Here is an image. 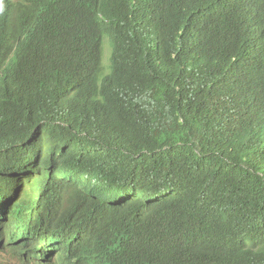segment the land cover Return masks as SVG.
<instances>
[{
    "label": "trees",
    "instance_id": "trees-1",
    "mask_svg": "<svg viewBox=\"0 0 264 264\" xmlns=\"http://www.w3.org/2000/svg\"><path fill=\"white\" fill-rule=\"evenodd\" d=\"M0 245L264 264V0H0Z\"/></svg>",
    "mask_w": 264,
    "mask_h": 264
},
{
    "label": "rangeland",
    "instance_id": "rangeland-1",
    "mask_svg": "<svg viewBox=\"0 0 264 264\" xmlns=\"http://www.w3.org/2000/svg\"><path fill=\"white\" fill-rule=\"evenodd\" d=\"M110 48L106 46L104 53V68L106 69L109 63ZM0 264H21L17 259H15L9 252H0Z\"/></svg>",
    "mask_w": 264,
    "mask_h": 264
},
{
    "label": "clouds",
    "instance_id": "clouds-1",
    "mask_svg": "<svg viewBox=\"0 0 264 264\" xmlns=\"http://www.w3.org/2000/svg\"><path fill=\"white\" fill-rule=\"evenodd\" d=\"M4 251V252H9L15 259H17L21 264H26L24 261H22L20 258L16 257L14 255V253L10 250H6L3 249V247L0 245V252ZM46 260L48 262V264H62L60 261L59 256L57 255V253L53 250H50L46 253Z\"/></svg>",
    "mask_w": 264,
    "mask_h": 264
}]
</instances>
